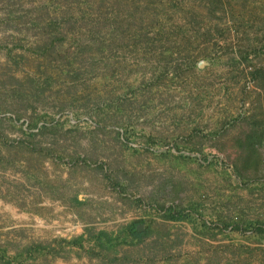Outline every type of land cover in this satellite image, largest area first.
Returning a JSON list of instances; mask_svg holds the SVG:
<instances>
[{
	"label": "rangeland",
	"instance_id": "rangeland-1",
	"mask_svg": "<svg viewBox=\"0 0 264 264\" xmlns=\"http://www.w3.org/2000/svg\"><path fill=\"white\" fill-rule=\"evenodd\" d=\"M260 69L264 0H0V255L221 264L264 245V172L233 169L264 121ZM172 207L191 219L164 220ZM137 220L153 233L101 258L55 244ZM34 244L47 251L19 256Z\"/></svg>",
	"mask_w": 264,
	"mask_h": 264
},
{
	"label": "trees",
	"instance_id": "trees-1",
	"mask_svg": "<svg viewBox=\"0 0 264 264\" xmlns=\"http://www.w3.org/2000/svg\"><path fill=\"white\" fill-rule=\"evenodd\" d=\"M253 78L257 81L263 80L264 82V69L255 71L253 73ZM250 127L251 130L246 135L245 139L238 141V146L241 153L233 165L235 175L243 182L249 181L252 177H254L256 181H259L261 173L264 172V160L261 152V149L264 148V121H255L250 125ZM30 129H38V125L32 124ZM44 130H46V128H44L43 131ZM41 131L42 130H40V132ZM74 202L77 206L85 205V203L80 201L78 198H75ZM159 212L164 220L172 222L188 221L192 216L190 212L186 210H180L176 207H172L167 210L161 209ZM144 223V220L131 222L125 228L121 229L115 234H109L106 232L95 233L93 229L87 228L84 234L78 238H75L71 241H55V244L59 250H61V252H64L67 247L79 248L86 251L83 243L84 241H87L92 243L94 246L91 251H87L89 257L101 258L102 252L104 251H115L117 247L123 245L141 244L146 237L153 233L149 228L142 233L138 231L139 226L143 225ZM254 229L255 232L253 233L262 236L264 239V226H258ZM84 235H86V238ZM95 248H97L100 252H95ZM45 251H47V247L34 244L27 247L19 256L32 257L34 253L39 254L44 253ZM50 253L59 255L58 251H56L54 248H52ZM114 261H116V259ZM0 263L13 264L11 261L5 260V258L1 255Z\"/></svg>",
	"mask_w": 264,
	"mask_h": 264
},
{
	"label": "crops",
	"instance_id": "crops-1",
	"mask_svg": "<svg viewBox=\"0 0 264 264\" xmlns=\"http://www.w3.org/2000/svg\"><path fill=\"white\" fill-rule=\"evenodd\" d=\"M84 236L86 238V235H84ZM217 238H218V236H217ZM218 244H219V246H217V250L226 251L229 248V247H226L224 245H221L220 242H218L217 245ZM254 251L257 253V262L256 263L253 261V258H250V255L252 253L254 254ZM41 254H43V253H39L37 256L39 257ZM119 256H120V254L117 253V255L115 254V256L113 257V259L114 260L116 259L119 261L120 260ZM235 260L236 259H233L232 257H228V258H225L224 262H222L221 264H233L235 262ZM234 264H264V245H261L259 248H256V249L252 248V246L248 247V245L243 247L242 252L240 254V258L237 259V263H234Z\"/></svg>",
	"mask_w": 264,
	"mask_h": 264
},
{
	"label": "built area",
	"instance_id": "built-area-1",
	"mask_svg": "<svg viewBox=\"0 0 264 264\" xmlns=\"http://www.w3.org/2000/svg\"><path fill=\"white\" fill-rule=\"evenodd\" d=\"M252 58V56H250V59ZM249 71L252 72L253 69L252 68H249ZM253 84H254V79L253 78H248V81H247V84H246V89L247 90H251L252 87H253ZM248 108V104H245L244 107H243V110L241 112V115H245V111L246 109Z\"/></svg>",
	"mask_w": 264,
	"mask_h": 264
},
{
	"label": "water",
	"instance_id": "water-1",
	"mask_svg": "<svg viewBox=\"0 0 264 264\" xmlns=\"http://www.w3.org/2000/svg\"><path fill=\"white\" fill-rule=\"evenodd\" d=\"M138 231H139L140 233L142 232V228H141V226H139Z\"/></svg>",
	"mask_w": 264,
	"mask_h": 264
}]
</instances>
